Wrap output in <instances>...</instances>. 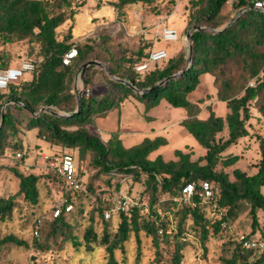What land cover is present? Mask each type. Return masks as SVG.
<instances>
[{
	"label": "trees",
	"instance_id": "1",
	"mask_svg": "<svg viewBox=\"0 0 264 264\" xmlns=\"http://www.w3.org/2000/svg\"><path fill=\"white\" fill-rule=\"evenodd\" d=\"M138 1L151 3L154 0H115L111 4L119 17L125 5ZM227 1L189 0L193 7L189 23L206 28L196 29L192 34L193 61L188 69L186 52L180 46L173 54L168 51L167 58L151 62L146 69L138 70L136 64L148 58L154 49L149 47L150 44L142 45L132 55L126 50L120 51L106 45L107 36H102L100 40L74 42L69 31L62 39L57 37V28L73 17L72 13L66 14V9L73 10L74 0H0V40L11 43L30 39L40 47L37 58L28 57L36 60L32 78L24 79L23 76L19 82L0 89V120L4 104L11 100L0 127V155L9 148L23 145L19 127L25 124L28 129L36 127L37 136L48 142L50 148H55L54 153L68 149L79 165L83 164L81 158L89 154L91 166L88 185L92 192L97 191L95 183L99 177L106 176L107 186L111 187L114 186V177L118 176L116 189L122 188V180L131 177L140 182L143 191L148 194V198H144L149 205L148 211L133 209L113 212L110 218L104 215L109 204L98 196L83 239L89 250L95 249L97 243L104 247V264H122L117 251L123 254L126 264L127 244L133 238L137 251L132 264H141L142 232L151 239L159 258L162 259V243L171 244V264H182L183 249L188 243L185 236L188 233V220L192 221L190 227L200 234L201 244L206 249L211 223L202 211L204 203L190 206L175 201L182 187L190 181L208 179L220 191L218 203L223 215L220 221L212 224L213 232L219 230L222 222L228 223L246 210L252 217L251 233L259 226L258 212L264 211V135L256 136L260 154L255 164L256 172L235 167L232 179L228 172L217 167L219 164L232 165L240 158L238 154L224 156L223 153L250 134L247 125L253 115L252 103L264 119V8L256 6L258 2L264 6V0H235V9L248 8L229 27L215 33L212 29L223 27L229 20L223 13ZM84 4V1L80 2V5ZM155 39L152 37V40ZM73 46L77 48V56L69 64H64L63 57ZM147 47L149 50L146 51ZM95 59L106 65L110 74L128 80L140 89L154 87L159 81L181 70L183 73L144 95L105 73L107 89L103 93H96V90L92 93L90 85L96 64H90L85 74L86 88L90 94L82 93L78 113L61 116L44 111L34 115L45 105L61 112L75 111L78 105L74 91L76 74L85 63ZM9 66L10 58L3 51L0 53V68ZM206 73L212 76L214 93L208 94L205 99L190 101L188 94L196 89L201 75ZM251 80L255 85L248 84ZM131 95L146 101L148 108L157 106L162 98L173 106L184 107L187 115L180 124L203 146L205 153L198 159H192L190 152L175 149L176 159L166 160L161 154L152 159L150 154L167 143L165 137H145L140 143L126 147L118 132L111 133L105 140L86 127L96 116L105 115ZM213 96L225 102L229 108L225 116L217 114L211 106L212 102L205 104L204 101L211 100ZM203 112H207L206 117L201 116ZM224 130L226 136H223ZM18 152L22 156V152ZM10 169L19 179V189L14 194L0 195V221L11 219L18 195L23 194L32 204L39 202L38 183L41 175L35 172L25 174L12 166ZM47 171L45 173L52 174L53 179L61 184L62 198H67V201L50 220H44L41 216L34 219L37 235L33 245L38 250H45L50 248L49 237L61 235L62 239L70 240L74 246H80L81 240L72 224L66 220L65 213L70 211L66 210V205L71 203L74 209L75 199L87 195L67 189L52 169L47 168ZM116 215L118 219L114 228L111 223ZM95 216H99L103 223L101 235L95 230ZM47 223L48 231L41 239L42 229ZM7 244L29 246L27 240L15 234L0 237V252ZM252 249L256 248H244L239 243L230 257L223 258V264H264V249H258L257 258H253L255 252ZM156 264H160V261Z\"/></svg>",
	"mask_w": 264,
	"mask_h": 264
},
{
	"label": "rangeland",
	"instance_id": "2",
	"mask_svg": "<svg viewBox=\"0 0 264 264\" xmlns=\"http://www.w3.org/2000/svg\"><path fill=\"white\" fill-rule=\"evenodd\" d=\"M82 1L85 2L84 5H80ZM111 1L115 0H74L73 10L66 9V14L72 13L73 17L66 19L57 28V37L62 39L69 31L72 32L74 42H85L90 39L100 40L102 36H107L106 45H110L114 49L118 48L120 51L126 50L132 55L145 44H150V48L162 47L172 53L180 43L182 50L186 52V57L188 56L189 42L185 40V36L188 32L193 34L195 30V25L189 23L190 13L193 10L189 0H154L151 3L138 1L125 5L119 17H117V10L111 4ZM234 1L228 0L223 7V13L228 16L229 20L239 11L233 7ZM258 7L264 8L263 5ZM164 25L177 28L181 33L180 40L165 42L160 37H156L154 33ZM152 37L156 39L152 40ZM149 47L146 48V51L149 50ZM39 50V44L35 40H14L11 43L0 40V53L4 51L10 59L15 60L13 65H19L23 59L28 57L37 58ZM95 70L93 82L90 85L91 92L93 93L96 90V93H103L108 86L105 75V73L108 74L107 67L106 65H96ZM76 75H78V72ZM201 77V84L191 92V99L195 96L202 97L208 92L214 93L212 76L206 73L202 74ZM84 83L85 75L84 80L79 75L77 77L78 89H82ZM201 99H205V97ZM204 102L206 104L208 100ZM211 102V106L218 115L225 116L229 111L225 102L216 100L214 96L211 98ZM254 105L252 103L251 111L253 115L248 121L247 127L251 136L264 135V119ZM186 115L187 111L184 107L173 106L165 98H162L156 107L148 108L146 101L131 95L127 100H124V103L110 110L106 116L99 117L91 124H87L86 127L100 134L103 138H107L112 132H118L127 146L138 144L144 137L161 130L162 132L158 135L167 138L169 141L167 140V143L159 150L150 154V158L154 159L157 154H162L166 160L176 159L174 151L175 149H181L190 152L192 159H198L205 153V149H201L199 145L190 141L192 139L196 141V139L189 134L183 125H180L181 127L177 126L179 120ZM201 116L206 117L207 112H203ZM19 128V136L23 140V145L9 148L4 154L0 155V195L14 194L19 189V179L10 169L12 166L19 168L25 174L35 172L41 175L38 183L40 196L39 202L32 204L24 198L23 194L18 195L16 197V208L11 219L0 221V237L6 234H15L29 243L28 247L16 244L5 245L0 252V264H104V247L97 243L95 249L89 250L83 239L84 230L90 224V218L93 215L92 209L97 198L78 196L74 202V209L65 213L66 220L74 227V232L78 235L82 245L74 246L70 240L62 239L61 235L54 238L49 237L50 248L45 250H38L33 245V240L37 235L34 219L41 216L44 220H50L55 210L62 207L60 206L62 186L57 180L53 179L52 174L45 173L48 171L45 166L46 159L44 155L54 153L55 148H50L48 142L37 136L36 127L28 129L27 125L22 124ZM171 128L178 132L170 130ZM226 135L227 132L224 130L223 136ZM129 136L131 137L128 139ZM242 140L243 138L239 142H242ZM250 145L251 143L246 141L237 146L232 153L223 154L224 156L233 155L237 152H243L244 148L254 150V146ZM235 146H232V148ZM255 146L257 147V144ZM201 147L203 148L202 145ZM18 151L22 152V156H16ZM257 156L256 152L243 155L242 157L245 158L239 162L240 168L250 166L251 163L254 164L258 160ZM81 160L84 165L91 166L89 154ZM237 165L236 162L228 166L219 164L217 168L228 172L233 179L232 170ZM256 170L257 167L254 166L250 173H254ZM106 179V176L97 179L95 183L97 190L105 191L109 189ZM117 181H119L118 176L114 177L112 188L116 187L115 182ZM121 185L126 192L140 195L143 200L148 198V194L143 191V185L131 177L122 180ZM164 197L162 196V198ZM78 208L83 211L80 212ZM202 211L211 223L209 237L206 240V249L201 244L200 234L190 227L192 221L188 220V233L185 235L188 243L183 249L182 264H223V258L230 257L235 246L239 243L242 245L243 238L264 241V211L262 210L258 212L259 226L254 233H251L252 217L248 210L243 211L228 223L222 222L217 232H213L214 225L212 224L215 221H220L223 214H220L211 204H204ZM117 219L118 216L116 215L111 223L114 228ZM94 225L96 232L101 235L103 223L99 216L94 217ZM48 227L49 224L47 223L45 228L42 229L41 239L45 237ZM141 234L143 251L141 264H156L158 261H160V264H171L173 246L162 243L161 259L156 254V248L153 246L151 239L145 237L143 232ZM132 240L127 244L126 264H132L135 261L137 243L134 238ZM252 250L255 252L253 258H257L259 255L258 249ZM116 254L118 259L122 261L121 263L125 264L123 254L118 251Z\"/></svg>",
	"mask_w": 264,
	"mask_h": 264
},
{
	"label": "built area",
	"instance_id": "3",
	"mask_svg": "<svg viewBox=\"0 0 264 264\" xmlns=\"http://www.w3.org/2000/svg\"><path fill=\"white\" fill-rule=\"evenodd\" d=\"M257 6H262L261 2H258ZM154 35L160 37L165 42L178 41L181 38L180 31L173 27L164 25L161 29H158ZM185 40L188 41L187 36ZM169 52L165 48H154L150 51L148 58L142 60L136 64L138 70L146 69L151 62L160 61L167 58ZM77 56V48L73 46L63 57V63L69 64L73 58ZM36 67V60L26 58L23 59L19 65L9 66L0 69V89H6L9 84L19 82L24 76L26 71H33ZM250 85H255L254 81ZM87 95L90 94V90L83 89ZM17 156H21V153H17ZM46 159L45 166L52 169L58 177L61 178L67 189L72 191H80L83 194L98 198L102 196L104 201L109 204V207L105 210V218H110L113 212L129 211L133 209H140L141 211H148L149 205L146 200H143L140 195L128 193L124 189H116L109 187V189L97 190L92 192L88 185V176L90 174V168L88 165H79L76 162L73 154L68 149H63L62 152L52 153L50 155H44ZM102 192H104L102 194ZM220 198V191L213 182L208 179H202L200 181L187 182L183 187L181 194L175 197V201L179 204L195 206L201 202L204 204H211L218 208L220 214H223V209L219 206L218 200ZM67 198H62L60 206L64 205ZM73 205L68 203L66 210H71ZM60 211L58 207L55 210V215ZM242 245L247 248H256L259 250L264 249V241L258 239L243 238Z\"/></svg>",
	"mask_w": 264,
	"mask_h": 264
},
{
	"label": "water",
	"instance_id": "4",
	"mask_svg": "<svg viewBox=\"0 0 264 264\" xmlns=\"http://www.w3.org/2000/svg\"><path fill=\"white\" fill-rule=\"evenodd\" d=\"M248 7H245V8H241L235 16H233L223 27L221 28H215V29H212L213 32H220L222 31L223 29L229 27L232 23H234L238 17L241 15L242 12H244ZM201 28H206V27H203V26H196L195 27V30L196 29H201ZM187 36V39H188V42H189V51H188V56H187V66H186V69H188L191 64H192V61H193V47H192V33L188 32V34L186 35ZM90 64H96L98 66H104L102 64V62L100 61H97V60H91L87 63H85L82 68H80V70L78 71V75H76V84H75V87H74V91L76 93V96H77V100H78V105H77V109L73 112H61V111H58V110H53L50 106L46 105L44 106L43 108H41L39 110V112L37 113H34V115H38L44 111L46 112H51V113H54L56 115H61V116H69V115H72L74 113H78L80 110H81V97H82V93H83V89L85 87V83H84V86L82 89H78V86H77V77L80 75L81 78L84 80V75H85V70L86 68L88 67V65ZM109 73V72H108ZM183 73V70L159 81L154 87H149V88H146V89H140L138 87H136L133 83H131L130 81L128 80H125V79H121V78H118L112 74H110V77L115 79V80H118V81H121V82H124L126 83L127 85L131 86L136 92H138V94L140 95H144L145 93H149L151 92L155 87H158L164 83H166L168 80L172 79V78H175V77H178L179 75H181ZM11 102V100H8L4 106H3V112H2V116H1V120H0V127L2 126L3 122H4V119H5V113H6V106Z\"/></svg>",
	"mask_w": 264,
	"mask_h": 264
},
{
	"label": "crops",
	"instance_id": "5",
	"mask_svg": "<svg viewBox=\"0 0 264 264\" xmlns=\"http://www.w3.org/2000/svg\"><path fill=\"white\" fill-rule=\"evenodd\" d=\"M181 46V44L179 43L178 44V46L173 50V51H175V50H177V49H179V47ZM155 48V47H154ZM162 48V47H161ZM171 53V52H170ZM174 52H172L171 54H173ZM13 62H15V60H13V59H10V64H11V66H15V65H13ZM20 64V63H19ZM1 69V68H0ZM32 73H33V71H26L25 72V74H24V79H31L32 78ZM202 76V75H201ZM201 80H202V77H201ZM75 84H76V77H75V83H74V87H75ZM201 84V82L199 83V85ZM199 85L196 87V88H198L199 87ZM212 92H208V93H206L205 95H202V97L200 96V97H194V98H192L191 99V92L188 94V99L190 100V101H197V100H199V99H201V98H206V96L208 95V94H211ZM128 99V98H127ZM127 99H125V100H127ZM217 100V99H216ZM161 102V101H160ZM208 102H211V100H209ZM122 103H124V101L122 102ZM121 103V104H122ZM154 107H156V106H154ZM154 107H151V108H154ZM112 110V109H111ZM109 113V111L105 114V115H102V116H106L107 114ZM102 116H96L95 118H94V120H93V122L94 121H96V119H98L99 117H102ZM183 119V118H182ZM182 119H180L179 120V122H178V124H177V126L178 127H181L180 125V121L182 120ZM90 129V128H89ZM178 129V128H177ZM91 131H93L92 129H90ZM170 130H172V128L170 129ZM172 131H176V130H172ZM160 132H162L161 130L158 132H154V133H152V134H150L149 136H146V137H150V138H155V137H157V136H161V135H158V133H160ZM176 132H178V131H176ZM113 133V132H112ZM190 134V133H189ZM100 135V134H99ZM111 134H109L108 135V137L110 136ZM120 135V134H119ZM191 135V134H190ZM101 136V135H100ZM102 137V136H101ZM107 137V138H108ZM131 136H129L128 137V139L130 138ZM103 138V137H102ZM107 138H103V139H107ZM120 138H121V140H122V142H123V144L125 145L126 143L123 141V138H122V136L120 135ZM145 138V137H144ZM243 138V140H242V142H238L237 144H233L232 146H235L234 148H232V146H230L225 152H224V154L226 153V154H229V153H232L235 149H236V147L237 146H239L241 143H243V142H248V143H251V145H253L254 146V150H251V149H247V148H244V151L243 152H237V153H235V154H238V155H240V158L238 159V161L236 162V163H238V165L236 166V167H239L240 168V166H239V162H241V160H243L245 157H242L243 155L245 156V155H248V154H250V153H252V152H256V155H258L257 156V159L259 160V158H260V154H259V150H258V141H257V138H256V136H251L250 134L249 135H247V136H245V137H242ZM167 139V138H166ZM168 140V139H167ZM127 141V140H126ZM169 141V140H168ZM191 142H194L196 145H199L200 146V148L201 149H204V148H202L201 147V145L198 143V142H196L195 140H190ZM190 141H189V143H190ZM240 141V140H239ZM255 144H257V147L255 146ZM250 145V146H251ZM126 147H130V146H127V145H125ZM163 146V145H162ZM162 146H160L157 150H159ZM157 150H155V151H153L152 153H154V152H156ZM151 153V154H152ZM223 154V155H224ZM158 155V154H157ZM156 155V156H157ZM162 155V154H161ZM155 156V157H156ZM258 160H256L255 162H254V164H250V166H246L245 168H241V169H243V170H245V171H248V172H251V169L255 166V164L258 162Z\"/></svg>",
	"mask_w": 264,
	"mask_h": 264
},
{
	"label": "clouds",
	"instance_id": "6",
	"mask_svg": "<svg viewBox=\"0 0 264 264\" xmlns=\"http://www.w3.org/2000/svg\"><path fill=\"white\" fill-rule=\"evenodd\" d=\"M0 83H3V81H0Z\"/></svg>",
	"mask_w": 264,
	"mask_h": 264
}]
</instances>
